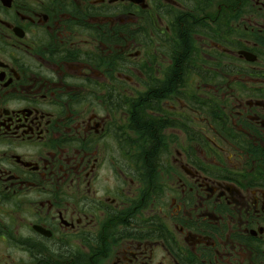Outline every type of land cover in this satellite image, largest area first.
I'll return each instance as SVG.
<instances>
[{"label":"flooded vegetation","instance_id":"obj_1","mask_svg":"<svg viewBox=\"0 0 264 264\" xmlns=\"http://www.w3.org/2000/svg\"><path fill=\"white\" fill-rule=\"evenodd\" d=\"M0 264H264V0H0Z\"/></svg>","mask_w":264,"mask_h":264},{"label":"water","instance_id":"obj_2","mask_svg":"<svg viewBox=\"0 0 264 264\" xmlns=\"http://www.w3.org/2000/svg\"><path fill=\"white\" fill-rule=\"evenodd\" d=\"M136 1H138V0H136Z\"/></svg>","mask_w":264,"mask_h":264}]
</instances>
